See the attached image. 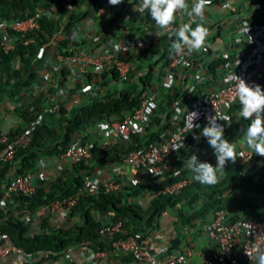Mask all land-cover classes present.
I'll return each instance as SVG.
<instances>
[{
    "label": "built area",
    "instance_id": "2783aa9c",
    "mask_svg": "<svg viewBox=\"0 0 264 264\" xmlns=\"http://www.w3.org/2000/svg\"><path fill=\"white\" fill-rule=\"evenodd\" d=\"M98 1L95 14L102 16L104 9L109 10L110 7L112 19L109 28L126 34L113 45L106 41H92L91 50L86 58L81 55L70 56L72 62L78 63L76 66L81 72L88 67H93L95 71L107 72L109 75H113L114 72V77L126 84L131 79L133 64L139 61L137 55L140 51L149 48L161 37H166L164 52L160 50L154 53L157 58L164 53L154 66L158 76H154L146 84L137 107L125 114L121 120L97 122L96 126L102 130L103 135L101 145L128 144L135 137L142 135L160 104L165 103L162 99L166 100L167 92H174L173 89L178 88L177 95L167 108L168 125L157 131L155 133L157 135L148 143L127 145L123 157L126 166L143 171L150 179L168 173L175 175L179 171L172 167L171 158L189 147L192 134L196 133L201 140L207 142L198 131L202 132L201 127L207 125L208 117L213 116L218 119L217 123L224 126V133L232 128L231 109L235 103H239L238 99H233L235 89L240 82L239 78L250 86L262 83L264 90V0H212L211 4L206 6L203 20L196 18V23H202L209 30L205 47L192 53H187L185 49L184 54H176L171 50L176 37L169 38L168 31L161 29L147 10L143 12L149 14V22L141 29L127 31L129 19L135 16V12H141L138 9L142 0H123L117 6L110 5L108 0ZM187 2L189 8L176 13V21L171 25L170 30L178 29L179 26L190 21L191 18L187 13L194 0ZM42 13L45 12L40 10L24 19L0 20V48L7 50L14 46L15 38L11 37L8 29L20 31L22 37L26 36V33L39 27L38 21ZM196 23L192 24L193 28L196 27ZM31 41V37H25L23 43ZM67 49L60 52L62 57L60 62L68 58ZM41 52L42 50L39 49V56ZM143 61L145 67L149 62H154V60ZM60 109V104L54 103L46 107L44 113H54ZM190 112L198 113V118L193 123L199 126L193 128L188 126ZM42 119V116L38 115L31 120L24 127V139L18 143L10 141L9 131L0 129V144L4 145L0 158L10 160L19 146L28 143L33 127L40 124ZM250 123V120H245L246 125L249 126ZM95 148L94 141L74 139L58 157L63 161L77 163L88 159ZM236 153V162L239 164H246L253 157V150L250 148L238 149ZM202 154H205V150H202ZM228 164L229 162L225 166ZM215 165L216 160L213 166ZM81 178V184L75 194L61 201L40 206L35 211V215L41 216L57 209L69 212L80 195L109 193L118 190L121 186L115 179L100 181L86 172ZM187 182L183 177L159 187L157 192L173 194L182 189ZM35 191L36 184L32 174L18 173L1 184L0 207L9 204L14 194L31 196ZM203 230L215 244V254L204 264H258L257 251L264 250V220L244 214L234 217L227 209L215 208L212 210L211 219L204 224ZM98 234L111 240L112 249L89 247L88 254L92 262H96L99 257L107 255L112 250L128 252L135 259L149 264H184L186 261L185 253H178L169 258H160L157 254H153L148 249L147 239L140 233L128 235L120 219L103 223ZM116 235L125 236L115 238ZM87 243L84 242L82 245L85 246ZM5 257L17 259L21 264H62L61 260L57 262L41 260L34 263L32 252L9 242L7 234L0 233V261Z\"/></svg>",
    "mask_w": 264,
    "mask_h": 264
},
{
    "label": "trees",
    "instance_id": "16d2710c",
    "mask_svg": "<svg viewBox=\"0 0 264 264\" xmlns=\"http://www.w3.org/2000/svg\"><path fill=\"white\" fill-rule=\"evenodd\" d=\"M52 2V0H0V20H20L30 17L37 11L44 10V8L48 9V13L41 14L38 21L39 27L30 33H26V36L22 37L20 31L7 30L11 37L15 38V43L11 49L0 48V100L5 97L10 99L16 97L35 79L33 69L35 57L44 44L52 42L53 33L55 32L46 20V17H49V12L52 11ZM71 2L74 3L75 0H71ZM95 2L91 0L89 6H93ZM83 16V13L73 12L69 17L75 20ZM133 17L135 16H132V20ZM25 37H31L32 41L23 43ZM165 41L166 37H161L157 42L152 43L149 48L142 49L137 55L140 61L154 60V62L147 64L145 77L139 81L141 93L143 92L142 88L154 76H158L154 66L164 56V53L159 58L154 56V53L160 50L164 52ZM62 44L65 45V41H62ZM15 61H19L21 66H15ZM113 75L115 76L114 72ZM258 85L262 88V83ZM139 88L137 84L130 83V86L124 91H119L118 94L108 95L103 100H95L79 107L72 112L70 117L64 114H54L56 112L49 113V123L46 124L45 122L34 126L28 143L25 146H19L10 160L0 158V186L3 182L9 180V177L6 178V174L14 176L18 173L29 172L33 162L39 155L53 154L59 156L74 140L73 132L79 126L82 129L86 125H92L99 121L121 120L125 114L137 107L140 93H136ZM173 91L171 93L167 92L168 97H166V100L162 99L165 103L160 104L156 111L155 121L160 120L157 116L159 114L167 113L168 118L167 108L170 106L171 100L177 95L178 88H174ZM240 109L241 105L239 103L232 106V127L238 128L239 125L245 123V119L239 115ZM236 119L235 123L234 120ZM54 124L58 126L57 129H53ZM167 125V123H164L163 126ZM23 130L24 127L22 129L19 127L14 131H9L10 141H13V137L16 135L20 137L21 134L22 141L24 139ZM201 130H203V127H201ZM229 130L230 132L224 133L226 137L233 132L231 129ZM201 133L198 131V134ZM155 135L157 134H150L142 138L137 136L133 139V142L135 144V141L143 140L142 144H145L152 140ZM112 148L116 149L115 147ZM3 150L4 145L0 144V156L3 154ZM85 169L84 161L72 163L71 172L64 177L49 182L38 180L35 182L36 191L31 196L14 194L9 204L0 207V233H6L9 242L32 252L34 263L41 260L57 262L70 247L84 242H88L85 245L87 248L102 249L107 247L112 249L111 240L98 234V230L103 223L94 219L91 214L93 209L100 213L113 212L112 220H122L128 235L140 233L142 237H144L145 225H153V220L165 208L174 207L178 204H181L178 218L183 222H188L215 208L227 209L234 217L244 214L264 220V158L256 155L253 150V157L248 163L229 162L225 166L223 176L219 178L216 184H201L193 179L176 193L154 195L150 201L149 209L143 213L140 211L141 207L138 204L129 203L126 199L127 195H131L132 192H136L140 188L138 185L123 188L124 192L118 189L109 193L82 194L70 209L69 216L77 217V220L72 224L51 229L47 225V216L41 215L37 218H40L41 226L45 230L30 234L25 216L28 214L33 217L40 206L54 201H61L75 194L81 184V176L86 171ZM184 176V171L181 174L180 172L175 175L172 174V176L162 174L154 179L149 178L151 180L150 185L157 190L159 187L170 184ZM196 204H200V207L195 210L194 205ZM185 205L188 207L191 205L192 210L190 207L187 210ZM123 236L125 235H116L115 238ZM40 253H42V256H40Z\"/></svg>",
    "mask_w": 264,
    "mask_h": 264
},
{
    "label": "crops",
    "instance_id": "0c3cea01",
    "mask_svg": "<svg viewBox=\"0 0 264 264\" xmlns=\"http://www.w3.org/2000/svg\"><path fill=\"white\" fill-rule=\"evenodd\" d=\"M52 1V11L49 12V17H46L50 26L55 30L52 42L44 44L41 48V55L37 54L35 57V62L33 63L35 79L32 80L27 88L12 99L5 97L0 100V129L7 131H14L19 127L22 129L28 124L29 120L36 118L38 115L43 118L41 123L46 122L47 124L49 123V114L44 113V109L54 103H59L61 106V109L54 114H64L70 117L72 112L79 107L95 100H103L108 95L118 94L119 91H124L130 86V83L137 84L138 88H140L136 94L140 93V96L142 95L139 81L146 74L147 67H145L144 61L139 60L138 64L136 62L133 64L131 79L124 84L118 81L114 75L95 71L93 67H88L87 70L81 72L80 68L76 66L78 63L72 62L69 58L72 55L74 57L81 55L86 58L91 50L90 43L94 40L99 42L106 41L113 45L126 34L125 32H117V30L109 28L110 20L112 19L110 17L111 8L109 7V10L108 8L104 9L103 15L97 16L95 12L99 3L98 0H94L96 2L93 6H89L91 0H75L74 3L71 0ZM73 12L83 13L84 16L75 20L71 19L69 16ZM149 20L150 16L148 13L135 12L133 20L131 17L128 21L129 28L127 31L131 32L141 29ZM62 41H65V45L62 44ZM64 49H67L69 55L68 58L60 62V58H62L60 52H63ZM14 64L15 66H21L19 61H15ZM157 116L160 120L155 121L156 115H153L140 138L155 134L163 128L164 123L168 119L167 113ZM96 124L86 125L82 129L79 126L73 132L74 139L90 140L96 143V148L92 155L84 160L86 165L85 172L100 181L115 179L121 185L119 188L121 192H124L123 188L126 187L140 186L136 192L127 195L126 199L129 203L138 204L142 213L147 211L150 207L151 199L154 195L160 193L150 185L151 180L146 173L132 169L123 163V157L127 150L126 146L134 143V140L128 144L119 143L117 145L102 146V130ZM57 128L58 126L54 124L53 129ZM194 136L197 135H191V143L187 149L178 152L171 158L172 167L176 168L180 174L184 171V177L188 181L187 184L193 180V173L187 167V162L192 154H195L199 161L209 162L212 165L216 160L214 150L209 144L200 138L198 140L194 139ZM21 137L22 134L20 137L16 135L13 137V141L18 143L21 141ZM142 141L135 142L141 144ZM232 144H234V141ZM234 146L235 151L241 148H250L243 141H236ZM202 150H205V154H202ZM71 170L72 163L63 161L53 154H42L35 159L29 172L35 182L38 180L49 182L64 177ZM12 176L6 174V178L9 177L10 179ZM166 176H172V174L168 173ZM133 181H136V183L134 184ZM180 206L181 204H178L174 207L165 208L153 220V225L144 226L143 234L147 239L148 249L160 258H169L178 253H185L186 261L184 264H204L207 259L215 254V244L203 230L204 224L212 217V210L188 222H183L178 218ZM189 207L192 210V206L190 205ZM189 207L185 205L187 210ZM194 207L196 210L200 207V204H196ZM91 214L94 219L99 220L101 223L110 222L113 218V212L110 211L100 213L93 209ZM44 215L47 216V225L51 229L69 226L77 220L76 216L74 218L69 216L70 211L65 212L62 209H57ZM37 217L35 214L33 217L28 214L25 216L30 234L45 230L41 226L40 218ZM88 253V248L81 243L70 247L61 257L60 262L62 264H149L135 259L128 252H117L114 250L103 257H99L96 262H92ZM0 264L21 263L17 259L5 257L0 261Z\"/></svg>",
    "mask_w": 264,
    "mask_h": 264
},
{
    "label": "clouds",
    "instance_id": "9594fccd",
    "mask_svg": "<svg viewBox=\"0 0 264 264\" xmlns=\"http://www.w3.org/2000/svg\"><path fill=\"white\" fill-rule=\"evenodd\" d=\"M123 0H108L112 6H117ZM212 0H194L188 16L191 18L188 23H184L178 29L170 30L171 25L176 21V13L183 12L189 8L187 0H142L139 11L147 10L156 24L168 31L169 38L176 37L171 45V50L176 54L197 52L204 48L209 36V30L202 23H196V18L203 20L206 6ZM196 23L193 28L192 24ZM239 78V77H238ZM239 84L235 89L233 99H238L241 109L239 115L250 120L251 123L246 129L244 140L252 148L256 155L264 157V90L261 86L249 85L239 78ZM191 118L188 121L190 128L193 121L198 118V113L190 112ZM213 116L208 117V123L202 130V136L207 139L209 146L214 150L216 165L208 162H200L195 154H192L187 162V167L193 173V179L201 184L214 185L225 172L227 162L235 163L237 153L235 146L224 136V126L217 123ZM194 139H199L194 136ZM258 264H264V251H257Z\"/></svg>",
    "mask_w": 264,
    "mask_h": 264
},
{
    "label": "rangeland",
    "instance_id": "374dc122",
    "mask_svg": "<svg viewBox=\"0 0 264 264\" xmlns=\"http://www.w3.org/2000/svg\"><path fill=\"white\" fill-rule=\"evenodd\" d=\"M41 11H43V12H45V13H48V9H45L44 8V10H41ZM236 121H237V119L236 120H234V122L236 123ZM247 127H248V125H246L245 123L243 124V125H239V127L238 128H235L234 126L232 127V128H230L231 129V131H233L232 132V134H230V135H228L225 139H227V138H229V139H227L230 143H233V141H234V144L233 145H236V141H243V143H246L245 142V140H244V137H245V132H246V129H247ZM242 128H243V130H242ZM228 132H230V130L229 131H227V133ZM226 133V134H227ZM238 133V135H236ZM240 136H241V138H240ZM243 137V138H242ZM247 145V144H246ZM252 149V148H251Z\"/></svg>",
    "mask_w": 264,
    "mask_h": 264
}]
</instances>
